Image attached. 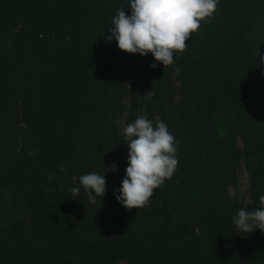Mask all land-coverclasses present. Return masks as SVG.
I'll return each mask as SVG.
<instances>
[{
	"label": "trees",
	"instance_id": "1",
	"mask_svg": "<svg viewBox=\"0 0 264 264\" xmlns=\"http://www.w3.org/2000/svg\"><path fill=\"white\" fill-rule=\"evenodd\" d=\"M123 7L0 0V264H264V232L233 222L264 195V0H220L166 68L106 42ZM138 116L168 125L179 165L129 211L117 121ZM243 165L245 199L231 193ZM90 172L107 180L95 203L71 179Z\"/></svg>",
	"mask_w": 264,
	"mask_h": 264
},
{
	"label": "clouds",
	"instance_id": "2",
	"mask_svg": "<svg viewBox=\"0 0 264 264\" xmlns=\"http://www.w3.org/2000/svg\"><path fill=\"white\" fill-rule=\"evenodd\" d=\"M219 3L220 0H130L131 14L128 15L124 7L118 9L108 28L111 35L105 36V40L115 39L120 50L131 54L147 56L151 53L155 61L166 68L175 63L176 55L186 51V41L201 29L202 23L210 22ZM257 55L260 56L259 65L264 64L260 50ZM151 67H157V63ZM146 95L151 97L154 93L151 90ZM117 123L123 124L122 134L129 151L126 175L116 199L129 211L141 209L149 205L155 190L177 171L178 142L160 119L154 122L146 116H138L131 123ZM60 171L67 169L61 165ZM54 178L55 174L49 177L50 180ZM71 179L73 184L79 181L91 203L106 194L105 174L90 172ZM68 191L76 197L80 188L71 187ZM259 203L262 207L254 211L242 207L233 216V222L242 234L255 229L264 232V195L259 197Z\"/></svg>",
	"mask_w": 264,
	"mask_h": 264
},
{
	"label": "rangeland",
	"instance_id": "3",
	"mask_svg": "<svg viewBox=\"0 0 264 264\" xmlns=\"http://www.w3.org/2000/svg\"><path fill=\"white\" fill-rule=\"evenodd\" d=\"M106 145L107 143L104 142V147H106ZM95 151H96V145L94 144L86 149L85 155H94ZM248 185L249 183H248L247 170L243 165L239 171V184L237 187H231V193L242 196L243 199L248 198V190H249Z\"/></svg>",
	"mask_w": 264,
	"mask_h": 264
}]
</instances>
